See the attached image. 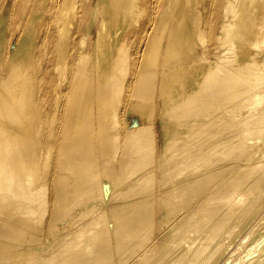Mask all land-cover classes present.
<instances>
[{
    "label": "bare ground",
    "instance_id": "obj_1",
    "mask_svg": "<svg viewBox=\"0 0 264 264\" xmlns=\"http://www.w3.org/2000/svg\"><path fill=\"white\" fill-rule=\"evenodd\" d=\"M0 264H264V0H0Z\"/></svg>",
    "mask_w": 264,
    "mask_h": 264
}]
</instances>
